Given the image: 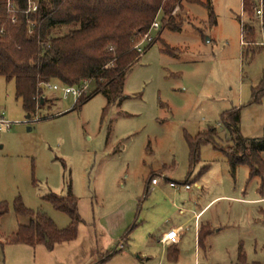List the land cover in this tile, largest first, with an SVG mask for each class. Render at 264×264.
I'll return each instance as SVG.
<instances>
[{
    "label": "rangeland",
    "instance_id": "obj_1",
    "mask_svg": "<svg viewBox=\"0 0 264 264\" xmlns=\"http://www.w3.org/2000/svg\"><path fill=\"white\" fill-rule=\"evenodd\" d=\"M209 1L214 23L205 5L190 3L177 11L187 17L181 30L161 26L152 31L153 45L128 69L123 94L110 105L108 96L98 93L75 107L73 96L64 98L60 90L45 87V104L29 117L15 96V82L0 78V111L13 122L0 135V202L9 206L1 220L3 232L28 222L14 213L17 196L26 207L45 212L59 228L67 227L69 216L43 197L71 191L81 216L78 239L95 230L100 240L101 225L117 230L118 223L126 222L125 232L133 227L125 262L264 264V178H251L246 165L231 170L225 153L231 152L233 142L220 121L226 111L240 109L241 137H264V35L252 13L258 42L251 47L258 48L248 49L242 43V0ZM243 18L249 22L248 11ZM258 87L261 94L254 100ZM210 126L217 128L218 148L202 145L200 161L191 169L185 135ZM162 167L181 187L192 181L193 207L199 210L209 203L201 218L207 237L196 253L190 227L177 261L160 244L146 261L141 253L148 248L149 235H155L168 216L176 218L183 206L163 174H157ZM152 172L160 178L157 190L147 185ZM199 174L201 189L193 182ZM12 245L0 247V264L13 263Z\"/></svg>",
    "mask_w": 264,
    "mask_h": 264
},
{
    "label": "trees",
    "instance_id": "obj_2",
    "mask_svg": "<svg viewBox=\"0 0 264 264\" xmlns=\"http://www.w3.org/2000/svg\"><path fill=\"white\" fill-rule=\"evenodd\" d=\"M11 1L18 12H8L6 0H0V26L4 29V33H0V77L15 82V96L21 100L29 117L45 104V83L82 86L89 81L87 93L76 101L75 107L82 106L98 93L108 96V105L121 98L126 73L141 56L134 45L148 31L157 15L163 29L179 31L187 17L184 12L177 11L184 10L186 4L198 3L209 9L211 21L215 22L209 0H37L38 10L29 14L24 13L26 0ZM243 4L249 13L244 42L255 52L258 47H251L258 42L257 30L251 22L255 3L254 0H244ZM28 21L32 23L31 34ZM61 29H66V32L55 33ZM255 90L254 100H257L261 92L259 87ZM220 121L233 142L231 152H224L231 170L234 172L238 165H246L251 178L255 175L264 178V137L247 141L241 137L238 130L240 109L226 111ZM217 137L215 126L194 136L185 135L191 169L200 161L202 145L211 143L218 148L215 143ZM206 169L204 167L201 173ZM153 178L151 176V181ZM43 199L69 216L67 227L59 228L45 212L26 207L17 196L14 213L28 218V222L3 236L1 218L9 213V206L0 202V238L5 237L7 244H42L49 249L75 240L81 221L77 197L70 191L66 196L50 193ZM205 227L199 233L200 248L207 237L203 232ZM132 228L127 230L124 239ZM116 253L114 250L102 255L95 264L104 263ZM242 261H245L243 256Z\"/></svg>",
    "mask_w": 264,
    "mask_h": 264
},
{
    "label": "crops",
    "instance_id": "obj_3",
    "mask_svg": "<svg viewBox=\"0 0 264 264\" xmlns=\"http://www.w3.org/2000/svg\"><path fill=\"white\" fill-rule=\"evenodd\" d=\"M159 170H162L160 174H163L165 180L168 181V185H169V182L173 180L167 178L166 175L167 171L165 170V167L156 169V171ZM154 172L151 173L150 177L153 175ZM200 174L196 176V178L193 180L197 189H201V185L197 182ZM150 177L147 185L150 184L153 190H157V188L161 185L160 182L157 185H153L150 180ZM191 182L192 181L188 182L190 186H191ZM185 183H187V180L185 181ZM150 186L146 187V192L150 191ZM169 187L172 189L171 192L173 196L181 197L183 199L182 202L183 206L181 209H179V212L176 213V218L173 219L172 216H168L166 218L164 225L162 224L155 231V235H153L154 232L153 234L149 235L150 240H148V248H146L141 253L143 256L141 257V260H143L144 257L146 261L150 260L151 253L154 250L155 246H157L156 244H160L163 246L162 251L166 254L170 253L171 259L173 261H177L180 254L179 245L182 243L183 236L190 229V227L193 228L194 230L196 253L198 251L197 247L200 248L199 233L205 227V225H203V223L201 222V218L203 216L202 215L203 211L208 207L209 203L203 205V207H200V209L197 210L196 207L195 206L193 207L192 204L193 192L191 191V188L190 190H185L183 187L180 189H174L170 185ZM184 200H188V201L185 202ZM186 204L188 205L187 207L185 206ZM196 206H198L197 203ZM116 220H111L110 222L113 221L118 222ZM118 224L120 228L117 230L109 229L105 225H101L100 240L97 239V232L94 230L95 231V232L93 231L94 235L93 233L88 231L87 234L83 235L82 240L78 239L79 235H77L75 240L57 244L52 249H49L42 244H38L36 246H30L26 244H13L12 246H15L16 248H13L14 250H10L14 253L12 264H93L95 260L99 259V257H101L102 255H106L108 252L114 250H116L117 253L114 254L110 259H108L107 261L101 264L114 263L113 261H115V259H122V260L126 259L128 257V253H125L124 250L129 245L128 244L129 234L125 239L124 237L127 232V231L125 232V230H126V226H128V223L125 222L123 224L121 223ZM165 226L167 227V229H165L160 233L159 230H162V228H164ZM172 228L178 229L180 231L179 241L171 245H163L160 242V238L162 234ZM17 229L15 231H17ZM15 231L5 233L1 230V233L3 236H7ZM3 238L4 237L0 238V247L2 249L8 245L5 242V239ZM165 248L166 250L164 251ZM175 254L177 255L176 259L174 258ZM115 264H138V263L134 259H130L129 261L125 262V260H123L121 263L118 262Z\"/></svg>",
    "mask_w": 264,
    "mask_h": 264
},
{
    "label": "built area",
    "instance_id": "obj_4",
    "mask_svg": "<svg viewBox=\"0 0 264 264\" xmlns=\"http://www.w3.org/2000/svg\"><path fill=\"white\" fill-rule=\"evenodd\" d=\"M27 1V8L24 10V13H35L38 10V3L37 0H26ZM242 0L243 5V11L241 13L240 23L242 27L243 32V44L244 42V36H245V20L243 18L244 14V4ZM254 8L253 13L255 17L257 18V22L260 25V29L262 34L264 35V0H254ZM6 10L10 13L18 12L19 10L16 8V6L13 4L11 0H6ZM15 20V18H13ZM29 23V30L28 32L31 34L33 32L32 29V23L28 21ZM162 24L160 21V16L157 15L153 22L150 25V28L148 31L143 34L140 39L135 43L134 48L138 51L139 54H143L149 45H151L154 42V38L152 37V31L153 30H159L161 28ZM0 33H4L3 27L0 26ZM1 78V77H0ZM89 86V81H85L82 86H64L58 83H45L44 87H48L55 90H60L64 98H69V96H73L76 100L81 98V96L84 93H87ZM13 127V122L3 113L0 111V135L2 132L9 131ZM152 184L157 185L160 182L159 177H154L152 179ZM169 185L174 189H180L184 188L185 190H190L191 186L188 183H185L184 186H180L178 183L174 181H170ZM180 238V231L178 229H170L167 232L163 233L160 242L163 245H171L179 241Z\"/></svg>",
    "mask_w": 264,
    "mask_h": 264
},
{
    "label": "water",
    "instance_id": "obj_5",
    "mask_svg": "<svg viewBox=\"0 0 264 264\" xmlns=\"http://www.w3.org/2000/svg\"><path fill=\"white\" fill-rule=\"evenodd\" d=\"M42 102H43V98H42Z\"/></svg>",
    "mask_w": 264,
    "mask_h": 264
}]
</instances>
